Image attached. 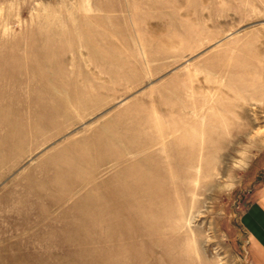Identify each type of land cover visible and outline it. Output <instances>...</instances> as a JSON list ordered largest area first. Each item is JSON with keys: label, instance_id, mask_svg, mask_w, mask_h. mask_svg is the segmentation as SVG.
I'll return each mask as SVG.
<instances>
[{"label": "rangeland", "instance_id": "obj_1", "mask_svg": "<svg viewBox=\"0 0 264 264\" xmlns=\"http://www.w3.org/2000/svg\"><path fill=\"white\" fill-rule=\"evenodd\" d=\"M262 154L264 0H0V264H257Z\"/></svg>", "mask_w": 264, "mask_h": 264}, {"label": "crops", "instance_id": "obj_2", "mask_svg": "<svg viewBox=\"0 0 264 264\" xmlns=\"http://www.w3.org/2000/svg\"><path fill=\"white\" fill-rule=\"evenodd\" d=\"M251 179L258 180L253 197L241 214L240 221L251 240V253L257 264H264V154L251 165Z\"/></svg>", "mask_w": 264, "mask_h": 264}, {"label": "bare ground", "instance_id": "obj_3", "mask_svg": "<svg viewBox=\"0 0 264 264\" xmlns=\"http://www.w3.org/2000/svg\"><path fill=\"white\" fill-rule=\"evenodd\" d=\"M170 136V135H169ZM162 137V136H161ZM168 137V136H167ZM165 140H167V138L165 139V137H163L162 138V141H165ZM163 143H165V142H163Z\"/></svg>", "mask_w": 264, "mask_h": 264}]
</instances>
